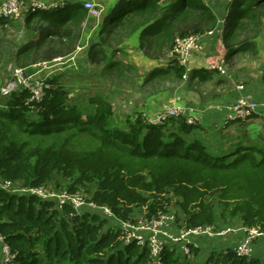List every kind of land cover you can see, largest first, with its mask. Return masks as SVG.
<instances>
[{
	"label": "trees",
	"instance_id": "16d2710c",
	"mask_svg": "<svg viewBox=\"0 0 264 264\" xmlns=\"http://www.w3.org/2000/svg\"><path fill=\"white\" fill-rule=\"evenodd\" d=\"M229 11L222 33L228 61L240 52L256 56L264 0H233ZM88 15L79 2L30 12L25 22L37 37L16 52L18 64L26 67L69 56ZM217 23L218 15L204 0H176L167 6L159 0H120L105 17L88 58L105 64L108 74H135L139 80V67L116 58L126 52L128 38L140 32L138 50L151 60H167L177 36L202 34ZM186 72L187 67L173 59L149 77L170 75L179 83ZM197 72L206 82L216 71L192 70L193 76ZM48 82L51 86L41 101H31L23 89L7 96V107L0 108V177L39 186L60 173L71 179L70 192L95 184L91 199L123 218L138 206H147L149 216L173 207L184 215L187 228L219 222L264 228V148L240 145L236 151L213 155L199 140L187 139L195 126L185 117L156 123L140 114L127 117L126 129L103 93L90 98L94 111L85 115L67 105L68 92L57 78ZM71 211L68 205L60 210L54 201L0 189V231L16 253L7 264H157L147 247L124 244L120 231L105 229L107 219L98 212ZM198 252L194 249V255ZM187 258L180 247L167 245L160 261L189 264ZM214 264L263 262L239 257L228 247Z\"/></svg>",
	"mask_w": 264,
	"mask_h": 264
},
{
	"label": "crops",
	"instance_id": "0c3cea01",
	"mask_svg": "<svg viewBox=\"0 0 264 264\" xmlns=\"http://www.w3.org/2000/svg\"><path fill=\"white\" fill-rule=\"evenodd\" d=\"M84 1L86 0H71L69 3H83ZM102 1L103 0H94V2L99 4ZM119 1L120 0L103 1L107 7L105 16L112 12ZM175 1L176 0H168L166 3L160 2V4L167 6ZM205 1L209 6H212L218 18L220 17L221 20L219 25L224 27L225 22H223V20L225 21L226 16L230 12L229 9L232 0H204V3ZM89 18H91V16H88V19ZM1 22H4L6 25L8 21ZM11 23L14 25L20 24L17 22ZM96 28H98V26ZM91 29L94 30L92 27L90 30ZM98 32H93L92 35H90L91 37L93 36L92 39L94 42L98 41ZM219 35L220 36L205 35L195 43L196 47L193 50L190 66L187 67V77L184 78L183 81L175 83L172 89L161 90L153 94L147 100V106L141 109L142 111L138 110L134 114L129 112L125 118H135L141 114L147 120L153 122L152 120L163 112L166 107L177 101L183 106L186 116L200 115V120L196 127L186 136L191 141L199 140L206 146L211 154L223 155L231 151H236L240 145L264 148V108H260V110H262L261 114L255 115L245 121L230 118L231 107L239 97L243 96V94L251 95L258 101L264 100V29L257 38L258 54L256 56H251L249 59V72L247 71V77L240 80L239 78L242 75L230 70L227 77L221 76L219 73H214L213 79L202 82L199 79V73L197 72L196 75L193 76L194 73L192 74V70L199 71L201 69H206L210 65L218 66L220 64L222 58H224L226 54V49L222 42V34ZM35 36L37 37L36 34ZM35 36L34 38H36ZM139 43L140 32L125 41L124 49L129 54V59L125 62L136 65L142 70V76L137 83L141 86L145 84L146 73L149 71L152 72L157 68H167L169 61H156L147 58L143 52L138 50ZM109 52L108 54L110 55ZM110 57L112 56L110 55ZM61 59L62 58H57L55 61ZM101 65L105 66V64ZM101 65L91 63L89 58L86 57V59L79 64L71 61H60L51 64H49V62H44L26 66L25 70L36 79H46L48 81L49 79L57 78L59 84L68 92L69 100L73 102L71 96V94H73L74 97L73 88L81 85L85 87L83 92L84 98H86V96L91 98L98 92H103L105 96L109 95L111 98L113 93L111 91L108 92L110 88L109 84L111 83L102 76V69L104 67ZM244 66H246V63ZM240 67L241 66H239V68ZM240 70H242V68ZM240 70L237 72H240ZM90 85H93L94 88L92 90L86 89V87ZM239 86H244L245 89L242 90ZM200 89H205L207 94L205 96L201 95ZM114 95L117 96L116 91ZM1 99H3V101H0L3 102V106L0 107H7L8 97L3 96ZM111 102L113 103V101ZM113 105L116 111L119 105L115 103ZM128 105H130V102H128ZM92 111H94V109ZM121 111L125 110L121 108ZM218 226L225 227L227 225ZM241 238L242 236L240 234H235L225 238L221 237L215 241L204 242V240H202L200 242L201 247L199 249V255L204 254L208 250L206 247L210 242H216L215 245H218L220 248L222 246L231 248L238 243ZM203 242L204 244H202ZM228 243L229 245H227ZM225 248L226 247H222L220 250L224 251ZM251 256L259 258L264 264V242L256 243L254 255Z\"/></svg>",
	"mask_w": 264,
	"mask_h": 264
},
{
	"label": "built area",
	"instance_id": "2783aa9c",
	"mask_svg": "<svg viewBox=\"0 0 264 264\" xmlns=\"http://www.w3.org/2000/svg\"><path fill=\"white\" fill-rule=\"evenodd\" d=\"M159 1L166 3L168 0ZM69 2L71 0H0V21L22 23L30 12L63 8ZM82 4L87 9L88 16L101 19L106 14L104 6L93 0H86ZM199 38L200 36L198 35H186L178 38L169 54L170 58L178 60L181 65L187 67L189 65L188 56L191 48ZM223 64L218 68L222 73H226L222 68ZM186 77L187 73L184 78ZM50 86V83L46 79H36L21 67L16 70L15 79L2 88L1 94L3 96H10L13 92L27 89L31 94V101H41ZM240 88L243 89L244 87L241 86ZM262 107H264V101H258L252 98L251 95H243L231 107L230 118L245 121ZM184 116L190 124L195 123L197 120V118L186 116L183 106L176 101L169 107H166L165 111L157 116L156 123L162 122L169 117ZM54 187L51 183L35 186L27 184L25 181H13L0 177V189L13 194L36 196L42 200L54 201L60 210L68 205L72 208L71 215L74 212L82 213V209L86 206L90 207L93 212H98L104 218L116 223L118 226L117 230L121 232L125 244L135 242L141 247H147L154 260H158L157 264H161V254L167 245L180 247L181 252L190 258L194 255L193 247L201 246L200 242L202 240H215L230 233L242 232L244 236L230 250L235 252L239 257H243L251 256L250 247L252 243L259 238L264 239L263 229L244 225L222 228L221 231L215 226L187 228L184 224L179 225L178 217L180 215L176 210H160L156 214L149 216L147 206H142L141 208L133 209V213L128 218H123L117 216L108 205H99L92 199L87 201L85 195L80 191L70 192L66 190L59 192L53 189ZM227 249L226 247L224 251L227 252ZM0 255L3 257L2 264H7L16 258V253L6 243L1 231Z\"/></svg>",
	"mask_w": 264,
	"mask_h": 264
},
{
	"label": "rangeland",
	"instance_id": "374dc122",
	"mask_svg": "<svg viewBox=\"0 0 264 264\" xmlns=\"http://www.w3.org/2000/svg\"><path fill=\"white\" fill-rule=\"evenodd\" d=\"M103 1L100 2V4L104 6L105 13H107L106 4ZM199 1H201V0H199ZM205 3L208 5V3L206 1H205ZM232 3H233V0H232ZM210 7L212 8L211 5H210ZM105 17L106 16L104 14V17H102L104 19V21H105ZM102 18L97 19L93 16L89 19L87 18L85 20V22L83 23L82 37H81L80 42L77 45L75 51L73 53H71L69 56L63 57L61 60H56V61L54 60L52 62H49V64L57 63L60 61H65V62L71 61L73 63H78V64L83 62L86 59V57H88L90 47L94 43H97L100 39V31L102 30V27L104 26V21ZM25 20L22 21V23L18 24L19 26L11 23L12 21L6 22V25L4 22L0 21V101L1 100L3 101V99H1L3 97V95L1 94L2 88L5 87L10 81L15 79L16 70L21 68V66L18 64V58L16 57V52L19 50V48L22 45L27 43L28 40L34 38V36H35V35L30 33V31H29L30 28L27 25V23L25 22ZM220 20L221 19L219 17L218 23L214 27V29L207 31L205 33H202V34H191V35H198V36H200V38H202L205 35H211V36L218 35V36H220L219 34L223 33V28H224V27H221L219 25ZM95 25H96V27L98 26V28H96ZM91 27L94 28V30L93 29L90 30ZM88 31H89V35H88ZM93 32H96V33L98 32L99 38H98L97 42L96 41L94 42L92 39L93 36L92 37L90 36V35H92ZM184 36L185 35L177 36L173 46H175L178 38H182ZM221 38H222V35H221ZM222 42H223V40H222ZM195 45H193V47L191 48L190 54L188 56L189 65L187 67L190 66V61H191V57L193 55V50L196 47ZM224 47H225V45H224ZM109 53L112 56V51H110ZM227 53L228 52L226 50V54H225L224 58H222V60L218 66H211L210 65L206 69L210 70V71L215 69V71H216L215 73H219L221 76H226V77L228 76L229 71L231 70L232 72L240 73L242 76L239 79L243 80L242 78L247 77V74H248L247 73V71L249 70L248 64L250 62L249 59H250L251 55L249 53H239V54L233 56L229 62L228 61L229 59H227ZM116 58L119 60H122V61L123 60L128 61L129 54L127 52H125V53L122 52L121 54H117ZM167 60L170 63V61L173 59H171L169 56ZM41 63H44V62H41ZM169 63H168V65H169ZM245 63H246V66H244ZM222 64H223L222 68H223L224 72L226 71V73H222L220 71V69L218 68ZM101 66L104 67L102 69V73H103L102 76L105 78V80H108L111 83V84H109L110 88L108 89V92L111 91L113 93V95H111V98L109 95L108 96L106 95V96L108 97L110 102L113 101V103L111 102L112 104L115 103L116 105H119L116 108L114 117L120 123V125L125 127L126 129H128V128H127V124H126L127 117L125 118V116L129 112H131V114H134L138 110L142 111L141 109L147 106L146 103H147V100L150 98V96H152L153 94H156L157 92H159L161 90L172 89V86H174L175 83H178V82H175L174 80H172V77L170 75L165 76V78H167V79L160 78V77L154 78V76L149 77V75L151 73L149 71L148 73L145 74V76L147 77V78H145V84L140 86L139 84H137L138 80L136 79L135 74H130L131 75L130 78H124L123 75H121L119 71L117 73L112 72V74H110V73L108 74L105 72V66L104 65H101ZM239 66H241V67L239 68ZM241 68H242V70H240ZM22 69H25V67L24 68L22 67ZM239 70H240V72H237ZM125 74H128V73H125ZM164 80H166L167 82H163ZM106 87H108V86H106ZM239 87H241V86H239ZM93 88H94L93 85L86 87V89H88V90H92ZM84 89H85V87L83 85L76 87V88H73L74 97H73V94H71V96L73 98L74 103L71 102L70 100H68L67 105L68 106L74 105L79 110H81V112H83V114L87 115V113H90L94 108H93L92 104L90 103V98H88V96H86V98L83 97ZM205 89L207 90L206 87H205ZM205 89H200L201 95L205 96L207 94L208 90L206 91ZM244 89H245V87L242 90H244ZM115 91L117 93V96L114 95ZM126 91H128V92H126ZM98 93H103V92H98ZM243 95H246V94H243ZM252 98H254V97L252 96ZM238 99L236 100L235 103H237ZM128 102H130V105H128ZM0 106H3V102H0ZM0 108H3V107H0ZM121 108H123L125 111H121ZM262 108H264V107H262ZM164 111L165 110H163V112ZM261 111L262 110H259L253 116L261 114ZM157 116L152 120L153 122H156V119L158 118ZM253 116H251V117H253ZM188 117L197 118L196 122L191 124V125H194L196 127L198 121L200 120V115H188ZM169 118H171V117H169ZM169 118H167V119H169ZM167 119H165V120H167ZM165 120H163V121H165ZM148 121L151 122L150 120H148ZM162 122H158V123H162ZM167 131H168V129H167ZM71 183H72L71 179L68 180V179L64 178L60 173L55 174L54 179H52V182H51V184L55 186L53 189H55L59 192L68 190L69 185ZM94 187H95V184H92L87 189L83 188L80 190V192L85 195V198L87 199V201H89L91 199V197H92L91 190ZM141 207L142 206L134 207V209L141 208ZM175 209L176 208H173V207L168 208V210H170V211H175ZM82 210L83 211H89V212L91 211V213H93V210L87 206L84 207ZM177 213L179 215H181L178 217L179 225L184 224V221H183L184 215L178 211H177ZM102 218L106 219L103 216H102ZM103 222L106 225L105 229H108L110 227H113L115 229L118 228L116 223L113 222L112 220L107 219V221H103ZM218 225H224V224L219 222L218 224H214L212 226H215L220 231L222 228L233 227L235 225L242 226V224L239 225L238 223L237 224L231 223L229 225L225 224V225H227L225 227H220ZM203 227H205V226H203ZM254 227H257V228L264 230V228H262L260 226H254ZM235 234H240L242 237L244 236V233L238 232V233H230V234H228L226 236H222V237L225 238V237H228L231 235L233 236ZM215 240H217V239H215ZM215 240H205L204 239V242L205 241H215ZM204 242L202 244H204ZM259 242H264V239L259 238L257 241H255L254 243L251 244L250 255H254L256 243H259ZM215 243L216 242L208 243V245L206 247L208 250L204 254L199 255V252H198L196 255H192L190 258H187V261L189 262V264H207L209 262V259L211 256H213V260L211 261L210 264H214V261L216 260L218 254L221 252L220 249L222 247H228V246H222L220 248L218 245H215ZM227 245H229V243ZM200 247L201 246L193 247V248L198 249V251H199ZM1 261H3V257L0 255V262ZM155 262L158 263V260H156ZM183 262L186 263V260L184 259ZM0 264H2V262Z\"/></svg>",
	"mask_w": 264,
	"mask_h": 264
},
{
	"label": "bare ground",
	"instance_id": "6f19581e",
	"mask_svg": "<svg viewBox=\"0 0 264 264\" xmlns=\"http://www.w3.org/2000/svg\"><path fill=\"white\" fill-rule=\"evenodd\" d=\"M38 12H43V11H38ZM35 13H37V12H35Z\"/></svg>",
	"mask_w": 264,
	"mask_h": 264
}]
</instances>
